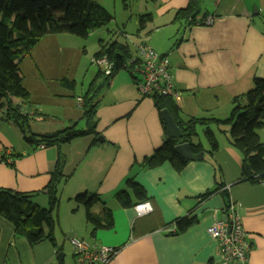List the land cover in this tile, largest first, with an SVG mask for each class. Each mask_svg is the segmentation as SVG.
Listing matches in <instances>:
<instances>
[{"label":"crops","instance_id":"0c3cea01","mask_svg":"<svg viewBox=\"0 0 264 264\" xmlns=\"http://www.w3.org/2000/svg\"><path fill=\"white\" fill-rule=\"evenodd\" d=\"M189 3L190 0H159L152 12L138 16L151 14L153 20L143 32L138 28L137 40L131 41L134 49L123 28L120 34L127 41L118 38L119 29L110 30L112 38L109 42L102 39L97 53L102 44L116 40L126 43L132 55L139 44H148L170 60L175 87L180 92L179 103L172 102L179 108L182 120H226L233 109V100L249 92L255 79L264 78V0H201L200 17L215 19L210 26L177 20L178 12L187 9ZM256 8L259 12L254 13ZM77 39L68 34L46 36L20 61L30 99L26 103L21 99L14 102L21 106L23 114L30 116L31 122L60 121L62 128L74 125L78 128L85 120L78 99L89 88L78 95L74 76L86 49ZM95 54L91 63L101 71L93 62ZM99 71L91 82L98 103L96 136L78 138L60 149L34 147L27 155V163L40 171L28 177L26 166L20 167L26 161L21 154H16L15 148L0 147L6 157L4 162L0 161V188L38 193L33 200L43 208L48 207V197L40 192L47 187L60 155L65 158L64 174L68 177L57 212L56 245L48 241L31 245L16 235L10 222L0 218V264H59L61 253L62 264H75L70 239L89 242L88 235L96 247L118 249L110 264H221L219 246L207 230L215 221L228 219L231 203L252 246L248 264H264V183L240 181L242 158L231 146L230 138L226 136L225 141H220L214 128L218 126L211 124L220 146L214 154L203 144L207 151L203 152V160L189 162L180 173L169 162L152 169L139 167L167 139L163 116L153 99L140 96L129 72L120 71L110 83L101 84L99 78L108 76ZM64 79L75 81L74 90L63 85ZM0 127L24 138L19 126L7 120L1 110ZM43 130L46 131L34 134L54 133ZM203 132L205 135L206 129ZM197 139L192 143L197 144ZM22 154L26 155L24 149ZM37 154L45 158L33 161ZM74 155L76 162L67 169ZM34 178L40 180L35 182ZM130 178L147 191L151 213L139 215L136 208H122L116 200L115 195L125 190ZM218 184L224 186L227 196L219 191L209 198L203 197ZM82 193L98 194L105 207L112 210L115 222L112 230H99L95 236L91 235L93 227L87 223L85 211L77 207L78 211L73 212L72 201ZM103 207L96 206L95 213H101ZM187 216L196 219L194 224L176 232V222Z\"/></svg>","mask_w":264,"mask_h":264},{"label":"trees","instance_id":"16d2710c","mask_svg":"<svg viewBox=\"0 0 264 264\" xmlns=\"http://www.w3.org/2000/svg\"><path fill=\"white\" fill-rule=\"evenodd\" d=\"M125 9L129 8L130 0H121ZM155 4L159 0H143ZM201 0H190L189 6L177 14V20H190L197 25V18L201 15ZM207 17V15H204ZM114 20L112 14L94 0H0V110L5 112L6 119L12 121L21 129L24 140L34 147L46 148L70 144L72 141L90 135H97V106L95 102L94 84H91L83 99L84 119L86 130H78L77 125L55 133L40 135L31 130V118L22 113L21 106L14 99L28 102L30 94L24 86V77L20 69V61L30 55L32 50L46 36L68 34L80 39H88L90 33L108 26ZM151 14L139 18V32L146 30L152 22ZM201 24V22H200ZM130 47L117 40L111 44H102L95 58L107 57L114 64L112 74L108 76V83L122 70L136 77L126 68L132 59ZM102 71H99L101 74ZM63 85L74 90L76 83L67 79ZM155 106L160 115L168 110L183 134L182 139L170 136L164 124L167 139L154 155L146 158L139 167L152 169L166 162L181 172L189 163L176 152V146L182 143H192L198 138V127L206 129V140L209 153L219 150V142L211 130L210 125L229 126L230 144L242 158V176L240 181L264 183V143L258 132L264 127V78L255 79L253 88L245 95L233 100V109L226 120L198 119L189 121L181 119L180 110L171 99L155 96ZM31 134L27 137V134ZM97 144V142H96ZM194 153L207 152L202 143H192ZM18 157H20L18 155ZM65 158L60 155L54 170L50 173L47 187L40 192L48 197V207L43 208L34 202L38 193L27 194L0 188V218L10 222L17 236L24 237L31 245L50 242L56 245L55 231L58 220L54 216L60 207V187L68 178L64 174ZM222 191L227 196L224 186L217 187L203 195L209 198L216 192ZM122 208H132L147 203L150 199L143 186L133 178L126 181L125 190L115 195ZM78 207H83L87 223L93 227L92 236L97 231L112 230L115 226L112 210L105 207L98 194L83 193L75 197ZM101 204V213H95L94 208ZM196 221L192 216L179 219L176 222V232H183Z\"/></svg>","mask_w":264,"mask_h":264},{"label":"built area","instance_id":"2783aa9c","mask_svg":"<svg viewBox=\"0 0 264 264\" xmlns=\"http://www.w3.org/2000/svg\"><path fill=\"white\" fill-rule=\"evenodd\" d=\"M215 19L212 16L198 17V24L212 25ZM93 62L106 76H110L114 64L107 57L95 58ZM136 77V87L142 98L155 96L173 100L176 104L180 101V92L176 89L171 73V64L167 56L158 54L151 46L141 43L136 48V54L126 64ZM82 106L83 99H78ZM6 158L0 150V161ZM139 215L152 212L149 203L139 204L136 207ZM209 236L220 249L221 264H248L251 244L248 234L244 230L240 215L233 203L229 206L228 219L215 221L207 230ZM70 243L74 250L75 264H110L118 253L113 247H96L90 242L71 238Z\"/></svg>","mask_w":264,"mask_h":264},{"label":"rangeland","instance_id":"374dc122","mask_svg":"<svg viewBox=\"0 0 264 264\" xmlns=\"http://www.w3.org/2000/svg\"><path fill=\"white\" fill-rule=\"evenodd\" d=\"M99 1V3L106 9L108 10L114 20L105 28L102 29H97L94 32H92L91 36L88 39H77L78 42H80L81 45H83L84 49H86L85 53H81V58L78 61V71L75 73V80L78 83V87L76 90V93L78 95H81L82 93H85L87 91V89L89 88V85L91 84V82L93 81V78L97 75L98 73V68L93 65L91 63V58L94 56L95 53H97V51L99 50V46L101 44L102 39H105V42H109V40L112 38L111 33H109V31L111 30H115L117 31L118 29V38L121 39V41L126 40L127 38L125 36H123L124 39L120 33H122V29L124 28L126 33L129 34V38L130 41L128 40V43H130V45L133 47V45L131 44V41H135L137 40L136 37V33L137 30L139 28V15L141 14H146V13H150L152 12V8L154 6V4L152 3H146L143 0H130L129 3V8L125 9L124 4L122 3L121 0H97ZM259 12V10L256 8L254 10V13ZM114 39V38H113ZM116 40V39H115ZM127 41V40H126ZM134 49V47H133ZM136 50V49H135ZM124 73H127L125 70L121 71ZM123 73V74H124ZM101 79V80H100ZM99 82L101 84H106L107 83V79L105 77H100L99 78ZM55 123H52V121H50L49 123H35V122H30L31 128L33 133L41 132V131H46L43 129H48V131H52V132H57V131H62L64 129H67L63 126H60V121H54ZM46 124V125H45ZM87 124L85 120H82L78 126V130H86ZM71 127V126H70ZM68 127V128H70ZM214 128L216 129V133L219 135V140L221 141H225L226 136H228L229 138H231V134H230V127L229 126H223L220 127V129H218V127L214 126ZM1 129V127H0ZM203 129H205L204 126L202 127H198V135L199 138L197 139V141H201L202 144H204L205 147L209 148L208 142L205 138ZM260 136H261V140L264 141V129L260 131ZM43 135V134H41ZM31 134H27V137H30ZM6 139V140H4ZM0 147H2L3 145H6L7 147H12L13 149H16V154H21V156L23 157V161L22 163H20V167L26 166V177L34 175L33 173H38V171H40V168H38L37 170H35L33 168V166H30V163H27V155H29V153L31 151H33L34 145H30L28 142L24 141L23 137L18 136L15 132H12L10 130H7L6 128L1 129L0 130ZM23 149L26 151V155L22 154L23 153ZM1 150V149H0ZM72 151L69 152L68 156L72 155ZM15 156L18 158V155ZM74 154V153H73ZM15 157V158H16ZM20 157V158H22ZM40 158H45V155H36L35 157H33V161H35L36 159H40ZM30 160V159H29ZM1 161L4 162V159H2ZM32 163V160H30ZM76 162V155H74V159H72V161H70V165H67V169H71L73 167V165ZM35 182L39 181L40 179H35ZM63 185L60 187V198H61V194H63ZM83 194V193H82ZM43 196V194L41 195ZM67 201V200H66ZM72 204L74 205L73 207V212H77L78 211V203L76 202V199H73ZM97 207H102L101 204H99ZM65 207H63L62 210H64ZM81 210H84L83 207H79ZM75 210V211H74ZM59 211V209L57 211H55L54 216L57 218V212ZM95 211V210H94ZM58 229V228H57ZM59 232V231H58ZM58 236H62L61 234ZM63 238V236H62ZM86 238H88L87 240L91 243V238L88 235ZM70 244V242H69ZM69 256H70V252H69Z\"/></svg>","mask_w":264,"mask_h":264},{"label":"water","instance_id":"95a60500","mask_svg":"<svg viewBox=\"0 0 264 264\" xmlns=\"http://www.w3.org/2000/svg\"><path fill=\"white\" fill-rule=\"evenodd\" d=\"M162 116H163V119L167 125V129H168L170 136L174 139H182L183 138L182 131L180 130V128L175 123V121L172 118V116L170 115L169 111L164 110L162 112ZM98 140L100 142H104L103 138H99ZM192 146H193L192 143L187 142V143H182V144L177 145L175 149H176L177 154L188 162L202 161L204 154L203 153H194L192 151ZM63 256H64L63 253H61L58 256L59 264H62Z\"/></svg>","mask_w":264,"mask_h":264},{"label":"bare ground","instance_id":"6f19581e","mask_svg":"<svg viewBox=\"0 0 264 264\" xmlns=\"http://www.w3.org/2000/svg\"><path fill=\"white\" fill-rule=\"evenodd\" d=\"M134 82H135V80H134ZM135 85H136V82H135ZM139 93V92H138Z\"/></svg>","mask_w":264,"mask_h":264},{"label":"clouds","instance_id":"9594fccd","mask_svg":"<svg viewBox=\"0 0 264 264\" xmlns=\"http://www.w3.org/2000/svg\"><path fill=\"white\" fill-rule=\"evenodd\" d=\"M198 25H200V24H198ZM95 59V58H94ZM104 74V73H103ZM149 99H151V98H149Z\"/></svg>","mask_w":264,"mask_h":264}]
</instances>
